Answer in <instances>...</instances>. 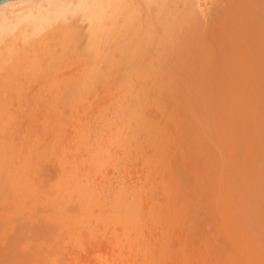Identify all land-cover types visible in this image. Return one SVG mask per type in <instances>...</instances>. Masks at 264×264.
<instances>
[{
	"label": "bare ground",
	"instance_id": "bare-ground-1",
	"mask_svg": "<svg viewBox=\"0 0 264 264\" xmlns=\"http://www.w3.org/2000/svg\"><path fill=\"white\" fill-rule=\"evenodd\" d=\"M92 250L264 264V0L0 1V264Z\"/></svg>",
	"mask_w": 264,
	"mask_h": 264
},
{
	"label": "rangeland",
	"instance_id": "rangeland-1",
	"mask_svg": "<svg viewBox=\"0 0 264 264\" xmlns=\"http://www.w3.org/2000/svg\"><path fill=\"white\" fill-rule=\"evenodd\" d=\"M73 11H74L73 9H70V10L67 9V11H65L64 13H61V14H59V15H56L55 17H51V18H49V19H51V20L49 21V23L52 22V21H54V20L61 19L62 17H64V14L67 15V14L72 13ZM47 24H48V23H47ZM47 24H46V25H47ZM46 25H45V26H46ZM41 27H42V26H41ZM41 27H40V28H41ZM41 30H42V29H41ZM94 105H95V107H96V104H93V106H94ZM95 113H96V112H95ZM140 168H141V167H139L138 169L140 170ZM49 178H50L51 181H55V180H52V176H50ZM209 221H210V220H209ZM204 222H205V221H204ZM208 223H209V224H215V221L213 222V221L211 220V221L208 222ZM213 233H214V232H213ZM215 235H216V234H215ZM219 238H220V237H219V234H217V239H219ZM206 242H207V241H206ZM206 244H209V243L207 242ZM91 253H92V254H89L90 256L87 257V258H89V261H88V262H89V263H92L91 260H93V262H94L93 264H95V256H96V255H95V252H94V254H93V250H92ZM217 254H218V251H217ZM93 256H94V257H93Z\"/></svg>",
	"mask_w": 264,
	"mask_h": 264
},
{
	"label": "water",
	"instance_id": "water-1",
	"mask_svg": "<svg viewBox=\"0 0 264 264\" xmlns=\"http://www.w3.org/2000/svg\"><path fill=\"white\" fill-rule=\"evenodd\" d=\"M1 1V0H0Z\"/></svg>",
	"mask_w": 264,
	"mask_h": 264
}]
</instances>
